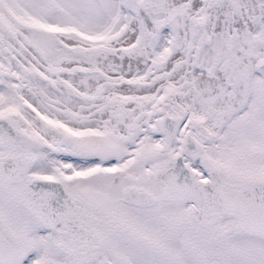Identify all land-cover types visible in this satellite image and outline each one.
I'll return each instance as SVG.
<instances>
[{"label": "snow or ice", "instance_id": "6c2138e0", "mask_svg": "<svg viewBox=\"0 0 264 264\" xmlns=\"http://www.w3.org/2000/svg\"><path fill=\"white\" fill-rule=\"evenodd\" d=\"M0 264H264V0H0Z\"/></svg>", "mask_w": 264, "mask_h": 264}]
</instances>
